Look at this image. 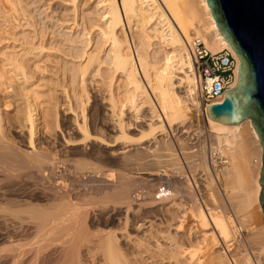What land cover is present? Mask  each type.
Wrapping results in <instances>:
<instances>
[{"label": "bare ground", "instance_id": "6f19581e", "mask_svg": "<svg viewBox=\"0 0 264 264\" xmlns=\"http://www.w3.org/2000/svg\"><path fill=\"white\" fill-rule=\"evenodd\" d=\"M77 2L69 0L68 4L75 5ZM97 5L100 8L99 18L93 21L83 19L84 27L81 24L83 37L87 39L85 48L78 56L81 60L79 71L87 101L82 104L79 120L74 124L69 121L68 127L59 130L50 146L51 139L47 140L50 126L46 109L39 110L34 117L32 113L35 108L32 110L28 107L23 117L25 124L17 127L5 120L7 114L2 113L0 105V241L8 243L5 254L0 256V264H82L81 256L84 255L81 253L86 247L92 248L93 261L99 264H130L124 255V251H128L126 246L136 239L138 247H141V235L146 230L150 231L155 223L151 220L147 222L145 220L148 218L142 217L141 211L146 204L150 205L149 208H157L156 212L177 210L176 213L172 210L173 214H168L169 219L165 221L164 226L169 233L163 235L166 241L185 239L192 234V240L202 245L197 246L200 249L212 243L214 251L210 253L211 250L206 256L201 251V258L195 257L198 250L192 251L189 244L191 250L182 248L185 252L171 244L164 247L169 256L167 262L228 264L225 254L217 248L222 245L229 253V249H232L229 248L230 240L236 241V236L243 232L238 223L246 221V224L241 225H247V220L252 218V208L261 211L258 203L260 186L257 182L261 168V148L249 120L236 125L207 120L205 107L201 109L196 99L197 78L192 71L187 48L191 41L190 32L195 30L199 37L194 38L211 53L230 49L216 30L204 0H98ZM101 54L106 55L105 60ZM232 54L236 60V76L238 60ZM4 57L0 60V85L1 80H10L7 68L19 70L22 77L26 78L22 63L18 65L16 62V66L13 59ZM92 74L95 76L93 78H97H91ZM89 101L93 103L92 107ZM130 107L135 110V116L126 113ZM198 108L205 116L207 137L210 144L212 142L210 161L214 162L212 156L216 155L221 158V164L229 165L222 175L228 193L226 197L236 199L231 207H234L232 209L237 217L248 218H244V222L236 219L238 225L223 214V209V212L219 211L208 203H203L202 207L196 201L194 204L191 201L193 209L180 208L178 196L177 199L173 198L169 188L173 190V196L189 192V184L185 188L180 183L178 185L181 187L175 186L176 178L185 179V176L181 171L174 172L175 168L160 171L153 167L161 164L160 157L168 155L164 153L158 158L156 150H170L168 147L171 142L168 144L160 137L165 132L164 128L175 136L173 143L183 158H191L190 151L187 152L183 146L182 137L189 133L192 114L198 112ZM55 122L58 123V120ZM156 129L159 134L154 137ZM132 131L138 134L132 136ZM203 151L201 155H205ZM205 156L199 162L203 168ZM71 162L73 164H68ZM75 163L82 164V168H76ZM148 164L154 169L146 170ZM108 166L120 167L126 173L119 174L120 170L115 175L112 172L115 176L110 173L111 176H102L101 181L98 177L100 184L97 185L91 172ZM134 171L138 174L140 171L141 176H136ZM137 183L153 188L148 190L146 187L147 190L144 188L137 192L134 191ZM97 196L106 199L102 203L104 206H99V201L98 204L96 201L89 202L92 198L102 199ZM167 197L171 199L166 202ZM102 219L121 223V230L118 233H102L100 230L99 233H92L93 226ZM252 229H248L245 236L256 244L260 243L263 249L260 264H264V226ZM17 233L20 235L17 236ZM23 235L31 238L25 241ZM150 238L157 239L153 235ZM141 248L139 254L144 256L146 252ZM249 259L242 256L235 259V264H251Z\"/></svg>", "mask_w": 264, "mask_h": 264}, {"label": "rangeland", "instance_id": "374dc122", "mask_svg": "<svg viewBox=\"0 0 264 264\" xmlns=\"http://www.w3.org/2000/svg\"><path fill=\"white\" fill-rule=\"evenodd\" d=\"M68 2L69 0H0V52H1L0 54H4V56L13 59L14 64L16 62H17L16 64L18 65L22 63L23 74L26 77V78L22 77L21 72L17 69L15 70H13L14 68L11 69L13 71L12 72L10 68H7L4 66L5 69L7 68L6 70L9 72L8 75L10 77V80L5 81L3 78L2 79L4 81L1 80L2 84L0 85V105H2L1 106L2 113L4 112L3 113L4 115L7 114L5 115V120L7 119L9 122L11 121L12 123H14V126L20 127L21 125L25 124L23 117L28 107H30L32 110L35 108V111L32 113L34 117H36L35 115H37L39 110L44 111V109H46L45 111L48 112L46 119L47 121H49L48 124L50 126L49 127L50 134L47 140L51 139L50 141L48 140L50 146L51 144H53L54 142L53 138H55L56 135H58L59 130L64 128V126L68 127L69 121L70 122L72 121L71 123L74 124L75 121L79 120L80 111L83 106L82 104H85L83 102L87 101L86 100L87 95L85 96L84 91H83L84 85L81 82V78H80L79 65L81 63V60L78 58L79 54H81V51L85 48L84 44H86L85 41L87 39V37H83V33H84L83 24L84 23L82 22H83V19L86 21H93L95 19H98L99 18L98 14L100 12L99 11L100 8L97 5L98 0H78V2L75 5L68 4ZM81 24L83 25V27ZM77 25L80 26L82 29H80V27L77 28ZM194 37H199V36L198 34H196L195 30H192L190 32L189 40H191ZM96 41H97V38H96ZM74 52H77V53H74ZM105 54L107 55V52ZM105 54H101L103 60H105L106 58ZM4 56H1V57L4 59L5 58ZM1 57H0V60H2ZM92 76H94V74L91 75V78H93ZM96 78H93V79H96ZM117 83L120 84L121 82H117ZM90 84H92V82H90ZM120 85H122V83ZM1 99H2V102H1ZM138 102L141 103L140 101ZM89 105L92 107L93 103L89 101ZM128 110L126 113H129L128 114L129 116H131V114L132 116H135L134 109H132L133 110L132 111L130 107L128 108ZM69 112L75 114V116L73 114L71 115V113ZM192 115H193L192 119L190 120L191 122L189 123L190 131L187 135L182 137V139H184L182 141V143H184L183 146L187 152L190 151L189 153L191 154V158L188 160L187 159L185 160L183 158V155L179 151L178 147L173 143V139L175 136H172L169 130L164 128L165 132L160 137L163 140H165L166 143L171 142L170 143L171 146L168 147L171 151L164 150V152H162L160 150L159 151L156 150V152L159 153L157 154L158 158L160 157L159 155L164 156L163 155L164 153L168 154L170 157H168V155H166L168 158L166 156H164L165 158L160 157L159 160L161 164L157 165V167L153 165V167L155 169L158 168V170L160 171H164L165 169H169L171 171L173 170V168H175L173 170L174 172L177 173L178 171H181V174H183V177L185 176V179L176 178L177 183L175 184V186L177 185L176 186L177 188L181 187L178 185V183H180L183 186V188H185V186L188 187V184H189L190 190L186 188V190H188L189 192L184 191L185 193H187V195L185 193H184L185 195L181 193L183 196H181V194L179 195L177 194L176 196H173L172 194L173 190L171 189V187L169 188L170 194L173 198L176 197L177 199V196H178L177 202L181 203V206H182L180 208H185V207L194 208V205H191V203L193 202L192 204H194L195 201L197 202V205L199 206L202 205V207L204 204L207 205L208 203V204L213 205L215 208H218L219 211H222L223 209L225 213L223 211L222 212L226 217L229 216V219L231 218L232 220H234L235 225L239 224L238 226L242 227V231H243L242 234L238 236L235 235L236 241H234V239L230 240L229 248H232V249L228 248L230 250L229 253L226 251L224 247H222V245H220L219 248H217L219 252L222 251L221 253L225 254V258L227 262L229 261L228 264H232V263L235 264V259H238L242 256H245L248 259L250 258L249 261H251V264H260V262L263 259V256L261 255L263 249L260 248V245H259L260 243L256 244L251 239H248L245 235H247L246 233L248 229L250 228L251 229L253 228L252 230H257L258 228H261L264 226V218H263L262 212L258 210L257 208L256 209L252 208L251 209L253 211V213L251 212L252 218L250 217V219H248L244 217L245 220L248 219L247 225L248 224L249 225L248 226L243 225L244 227L241 225V224H246V221L244 222L243 220L244 218H239L240 216L237 217L238 215L236 216L235 215L236 213L234 214V210L232 209L234 207H231L236 202V199L231 198L232 199L231 200L229 199L230 197H226V194L228 196V193H226L227 191L224 185L225 179L223 178L222 175L225 172L224 169L228 167L229 165L227 164L226 166H224L223 164H221V158L216 155L212 156V159L215 163L210 161L209 152L211 149L212 142L210 144V140L207 137L208 128L205 122V116L200 113L199 108H198V112L194 111ZM55 120L56 121L58 120V123L55 122ZM56 123L59 126H57ZM143 130L149 131L148 128H145V129L143 128ZM157 131L158 129L154 130L155 132V134H153L154 137L158 136ZM131 134L132 136L133 134L135 136L138 134V132L132 131ZM15 136L18 137L17 134ZM47 140L46 142H48ZM52 149L54 150V147ZM202 151L206 156L201 155ZM202 156H205V160H206L204 168L203 166L201 167V165H199V162H201L200 159L202 158ZM161 158L163 161L168 160L169 162H165V161L163 162L161 161ZM68 164H73V163L71 162ZM75 164H76V168H82V164L80 163H75ZM79 165L81 167H79ZM147 166L151 168L149 167L147 168ZM147 166L145 168L146 170H151L153 168L150 164H148ZM108 167L106 168L101 167L102 169L104 168L103 170L99 167L100 169H97L96 171L94 170L91 172V173H94L92 177L94 178L95 183L97 182V185L100 184V181H101L100 178L102 176H106V175L111 176V174L115 176L117 172H119L120 170L121 172H119V174L126 173V171L124 172L125 169H121L120 167H119L120 169L117 167H112V166L109 168ZM110 168L112 169V171H109L111 170ZM105 171L107 173L109 172L108 173L109 175ZM104 172H105V175H104ZM112 172H114L115 175ZM134 173L137 174L136 176L139 177L140 171H139V174L136 173V171H134ZM216 175H218V177ZM95 178L96 179L98 178L100 181L98 179L96 180ZM65 180H68V179L65 178ZM208 182L212 185H210ZM185 183H187V185ZM141 184L142 183L135 184L136 185V186L134 185L135 188L133 186L132 189L134 188V191L137 190V192H139L141 190H145V189L147 190V188L148 190H152L153 188L151 186V189H149L150 185L148 186L146 184L147 186H145L144 184L143 185ZM204 186H206V188H204ZM188 193H191L192 195L190 194L188 197ZM97 197H100V196H97ZM190 197H193V199L192 198L190 199ZM101 198L102 197H100V199ZM226 198L228 201H226ZM88 199H91V198H88ZM97 199L94 200L92 198L91 199L92 201H89V202L96 201L98 204V201H99L98 205L104 206L102 205V203L106 201V199L104 198H102L101 200H99V198ZM170 199L171 198L169 197L165 198L166 202ZM180 201H183V202H180ZM231 201H234V202H231ZM183 204H185V206ZM146 206L147 204L145 205V207H143V210L141 211L143 212L142 217L143 218L145 217L144 219L148 218L145 220L147 222H149L148 220L154 221L155 227L153 226V228L150 231L146 230L144 232L145 235L144 233L142 235L140 234L142 243H143V245L141 246L142 248L138 247L137 243L135 242L136 239H133L131 244L130 245L128 244L126 246L128 251H124V255H125V258L128 259L127 261L130 264L131 263L132 264H170L169 261L167 262L169 256H167L168 254L165 248L169 247L171 244L175 245L179 250H182V252L184 250H188L186 248H189V246H191L193 248L192 251L195 252L196 250H198V252L196 251L197 253L195 256L197 258H201V256L203 257V255L206 256L205 254H210L214 251L212 247V243L210 242L208 243L206 247L203 245L204 249L203 247L202 249H200L202 245L200 246L199 243H197L195 240L194 241L192 240L194 239V236L192 234L191 235L187 234L189 235V237L186 236L187 238L185 239H173L172 241L167 240L168 241L167 242L165 237H163V235L167 236V234L169 233L166 232L168 230L164 225H165V221L169 219L170 215L168 214H171L172 213L171 211L173 209L172 210L170 209L169 210L170 212L168 213L164 210H158L160 212L159 213L155 211L157 210V208L156 209L152 207L149 208L150 205L147 207ZM146 211L147 212L149 211V212L147 213ZM176 211L177 210L175 211L173 210L174 213H176ZM236 219H238V221L240 222L243 221L244 223L242 222L238 223ZM161 220L162 221L164 220V221L162 222ZM159 223L160 224L162 223L161 226ZM245 226L247 227V229ZM121 228H122L121 223L117 221L115 222L107 221L106 222L105 220L103 221L102 219L101 222L96 223L91 230H93L92 233L94 232L99 233L100 231H102V233L103 232L104 233L113 232V231H115V233H118L121 230ZM234 231H235V228H234ZM153 232H155L156 234ZM1 233H2V230L0 229V234ZM10 233H12V230H10ZM18 234L20 235V233H17V236ZM152 235L156 236L157 239L156 240L151 239L150 237ZM24 237H26L25 241H27L28 238L29 239L31 238L30 236L27 237L23 235L22 238ZM0 240H1V237H0ZM151 240H153V242ZM157 240H160V241H158L157 243ZM174 240H177V242ZM185 240L186 241L188 240L189 242L188 241L186 242ZM161 241H163L164 243ZM145 242H148V243L146 244ZM3 243L4 241L2 242L0 241V256L1 255L3 256L5 254L4 249L6 248L7 250L8 248V243L6 242L4 244ZM151 243L155 244L156 246L158 245V246L157 247L155 245L153 246V244ZM160 244L161 245L163 244L162 247L163 248L165 247V248L163 249L160 246ZM164 244H166V246ZM198 245L200 247H197ZM191 247L189 248V250H191ZM87 248L88 247L82 249L81 255H84V256H81L82 262L84 264H92V263L99 264L97 261H93L92 248L91 247H89L90 249H87ZM140 248L142 251L145 250L146 253L144 254V256L139 254ZM194 248H199V249H194ZM214 248H216V246ZM88 250L91 251L90 252L91 254L89 253ZM201 251L203 255L201 254ZM199 253L200 255H197ZM230 260L232 263L230 262Z\"/></svg>", "mask_w": 264, "mask_h": 264}, {"label": "water", "instance_id": "95a60500", "mask_svg": "<svg viewBox=\"0 0 264 264\" xmlns=\"http://www.w3.org/2000/svg\"><path fill=\"white\" fill-rule=\"evenodd\" d=\"M216 30L238 60L232 89L205 107L207 120L236 125L249 120L261 148L257 180L264 218V0H204Z\"/></svg>", "mask_w": 264, "mask_h": 264}, {"label": "built area", "instance_id": "2783aa9c", "mask_svg": "<svg viewBox=\"0 0 264 264\" xmlns=\"http://www.w3.org/2000/svg\"><path fill=\"white\" fill-rule=\"evenodd\" d=\"M187 48L197 78L195 92L200 108L220 103L223 93L232 89L236 80V60L232 52L222 49L211 53L197 38H192Z\"/></svg>", "mask_w": 264, "mask_h": 264}]
</instances>
